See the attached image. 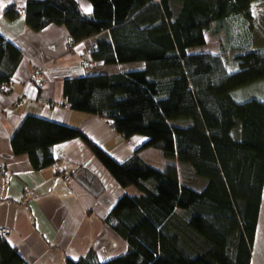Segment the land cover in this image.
<instances>
[{
	"label": "trees",
	"instance_id": "16d2710c",
	"mask_svg": "<svg viewBox=\"0 0 264 264\" xmlns=\"http://www.w3.org/2000/svg\"><path fill=\"white\" fill-rule=\"evenodd\" d=\"M87 1L110 7L111 17L87 15L75 0H28L26 22L36 32L64 25L73 45L96 37V71L144 64L66 79L64 98L145 142L119 162L80 130L38 116H27L14 134V153L27 155L37 171L56 163L55 145L81 138L122 188L138 192L122 196L106 219L127 242L126 254L66 257L65 264H252L264 196V48H251L255 0ZM15 7L8 17L18 14ZM208 32L224 33L222 52H246L234 60L239 71L229 74L219 57L191 52ZM21 60L0 33V91L13 84ZM243 90L251 95L241 98ZM147 149L166 158L164 168L141 157ZM183 166L200 187L182 179ZM0 264H29L1 234Z\"/></svg>",
	"mask_w": 264,
	"mask_h": 264
},
{
	"label": "crops",
	"instance_id": "0c3cea01",
	"mask_svg": "<svg viewBox=\"0 0 264 264\" xmlns=\"http://www.w3.org/2000/svg\"><path fill=\"white\" fill-rule=\"evenodd\" d=\"M75 1L87 15L97 11L111 17L110 7ZM27 2L0 0V33L22 52L13 84L0 91V229H10L6 240L29 264H65L66 257L77 261L91 254L100 261L122 256L128 244L106 219L122 196L138 194L134 187L122 188L81 138L55 145L56 163L38 171L27 155L13 151L12 138L29 115L80 130L119 162L129 160L145 142L142 136L127 139L106 119L70 107L64 82L88 75L79 63L92 56L96 37L73 45L64 25L34 31L24 14ZM12 6L21 10L13 18L7 15ZM134 64L144 68L143 63ZM41 68L43 72L35 76ZM124 69L125 65L103 66L90 74ZM146 152L140 155L149 164ZM28 191L36 196L28 197ZM252 264H264V196Z\"/></svg>",
	"mask_w": 264,
	"mask_h": 264
},
{
	"label": "rangeland",
	"instance_id": "374dc122",
	"mask_svg": "<svg viewBox=\"0 0 264 264\" xmlns=\"http://www.w3.org/2000/svg\"><path fill=\"white\" fill-rule=\"evenodd\" d=\"M252 18L250 19V33L252 36L251 45L252 49H263L264 48V0H255L252 4ZM225 41L224 33L219 36L215 35L213 32H208L206 34V44L202 47H197L191 50L192 53H206L213 56L219 57L223 62L227 72L229 74L239 71L234 60L237 56L243 55L246 52L244 50L230 49L228 52H222L221 45ZM141 64H128L125 65L126 69L124 71L139 70ZM250 90H243L239 93L241 98L250 96ZM254 94V93H253ZM144 158L152 166L162 169L167 164L166 158H164L160 152L156 149H148ZM182 179L187 183L200 187L203 182L194 176L193 171L189 166H183L182 168ZM136 190L135 188H133ZM137 191V190H136Z\"/></svg>",
	"mask_w": 264,
	"mask_h": 264
},
{
	"label": "built area",
	"instance_id": "2783aa9c",
	"mask_svg": "<svg viewBox=\"0 0 264 264\" xmlns=\"http://www.w3.org/2000/svg\"><path fill=\"white\" fill-rule=\"evenodd\" d=\"M15 10L18 11V12H21V10L16 6L15 7ZM98 47L96 44H93L92 46V50H97ZM98 63L96 60H94V58L89 55V56H86V57H82L81 60H80V63H79V67L80 69L85 72V73H90L92 71H94L97 67H98ZM43 72V69H38L35 73V76H37L38 74H41ZM13 81L10 82V84H12ZM59 171V169H57ZM65 181H70V178L69 177H66L65 178ZM26 195L28 197H35L36 196V193L34 191H28L26 193ZM0 234L3 236V237H7L9 234H10V229H7V228H2L0 229Z\"/></svg>",
	"mask_w": 264,
	"mask_h": 264
}]
</instances>
